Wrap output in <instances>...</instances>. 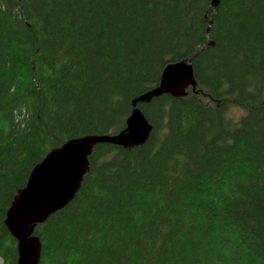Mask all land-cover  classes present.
Returning <instances> with one entry per match:
<instances>
[{
    "label": "trees",
    "instance_id": "16d2710c",
    "mask_svg": "<svg viewBox=\"0 0 264 264\" xmlns=\"http://www.w3.org/2000/svg\"><path fill=\"white\" fill-rule=\"evenodd\" d=\"M218 1L0 0V264L17 262L4 220L32 168L122 131L207 40L195 92L138 104L143 145L94 147L74 199L35 227L38 264H264V0Z\"/></svg>",
    "mask_w": 264,
    "mask_h": 264
},
{
    "label": "water",
    "instance_id": "95a60500",
    "mask_svg": "<svg viewBox=\"0 0 264 264\" xmlns=\"http://www.w3.org/2000/svg\"><path fill=\"white\" fill-rule=\"evenodd\" d=\"M218 0H212L216 12ZM207 33L212 18L207 21ZM198 48L188 57L167 64L157 86L137 96L131 102V113L125 128L117 134L86 135L72 138L52 149L31 170L26 185L18 191L6 212L4 224L16 241V264H38L41 242L34 234L35 227L65 208L79 191L89 170V157L97 144H110L125 149L143 145L152 132V125L138 104L149 103L162 95L183 97L190 87L195 92L193 59L206 47Z\"/></svg>",
    "mask_w": 264,
    "mask_h": 264
},
{
    "label": "clouds",
    "instance_id": "9594fccd",
    "mask_svg": "<svg viewBox=\"0 0 264 264\" xmlns=\"http://www.w3.org/2000/svg\"><path fill=\"white\" fill-rule=\"evenodd\" d=\"M223 115H224L225 121L236 122L241 117L246 115V112L241 106L237 104H231L227 107Z\"/></svg>",
    "mask_w": 264,
    "mask_h": 264
}]
</instances>
